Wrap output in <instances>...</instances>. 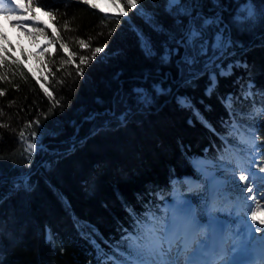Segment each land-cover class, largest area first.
Masks as SVG:
<instances>
[{"label":"trees","instance_id":"trees-1","mask_svg":"<svg viewBox=\"0 0 264 264\" xmlns=\"http://www.w3.org/2000/svg\"><path fill=\"white\" fill-rule=\"evenodd\" d=\"M253 1L264 5V0ZM119 2L117 12L106 13L84 0H33L32 10L51 14L56 43L64 52L59 49L43 58L45 78L21 59L0 63V264H103L105 257L98 259L92 241L103 253L114 255L113 249L124 246L136 217L159 214L158 195L170 192L173 178L190 175L205 185L191 156L206 151L213 157L214 148L224 146L215 133L235 116L236 106H262L264 27L241 33L232 29L237 44L217 61L232 70L220 75V68L213 69L216 86L206 95L212 83L209 73L181 79L176 66H161L158 59L144 55L133 26L151 37L158 53L168 38ZM148 2L147 10L171 29L165 0ZM221 2L227 8L224 21L230 23L237 2ZM122 7L127 16L120 14ZM210 7V0H204L206 15L214 14ZM96 47L103 48L98 57L81 65L80 58H91ZM237 62L244 65L235 66ZM77 67L83 68V75L77 74ZM162 80L170 93L156 96L150 106L137 104L133 88L150 89ZM250 81L254 84L247 96L245 84ZM177 97H186L191 107H182ZM53 101H58L55 107ZM129 110L124 124L111 118L112 113ZM90 115L96 119H88ZM37 120L38 125L25 127ZM250 123L264 147V115ZM21 131L28 134L26 141ZM26 142L36 144L31 154L25 151ZM22 174L27 188L19 179Z\"/></svg>","mask_w":264,"mask_h":264},{"label":"snow or ice","instance_id":"snow-or-ice-1","mask_svg":"<svg viewBox=\"0 0 264 264\" xmlns=\"http://www.w3.org/2000/svg\"><path fill=\"white\" fill-rule=\"evenodd\" d=\"M13 2L14 0H0V14L26 15L32 10L33 0H26L24 3L16 0L15 7H12ZM236 2L238 7L230 14V23H225L222 13L227 11V8L221 0H210L211 7L208 11L213 12V15L205 14L204 0H165L164 11L173 19V27L169 29L156 20L155 13L145 7H138L139 0H123L124 6L136 10V15L143 18L153 31L168 38L162 45L163 52L158 53L151 37L133 26L144 55L149 59H158L161 66H176L181 79L185 76L196 79L209 73L212 83L206 95H211L216 86V74L213 69L220 68V75H228L231 72V65L228 66V72H225L217 61L230 55V49L237 44L232 29L235 28L241 33L253 31L258 26L264 27V5L257 8L253 0H246L244 4H240L239 0ZM120 14L127 16L124 7L120 9ZM29 19L35 27L37 22L34 14ZM116 19L119 23V18ZM16 25L25 28L22 20L13 21V26ZM79 43L82 47L87 46L83 40ZM102 50V47H96L91 58H80V64L84 65L90 59H94ZM77 74L83 75V68L77 67ZM168 78V74H165L164 79ZM147 79L148 77H145V80ZM191 79L188 80L189 83ZM251 87L249 85V88ZM44 91L50 98L52 97L47 89ZM132 92L135 94L137 104L150 106L156 96L168 94L171 89L163 87L162 80L152 83L150 89L136 87ZM2 94L0 92V95ZM247 96H251L250 91ZM177 101L182 107H191L186 97H177ZM56 104L58 101H53V107ZM261 104L260 108L254 109L255 115H264V100ZM228 106L231 107V104ZM129 115L130 110L119 115L112 113L111 118L124 124ZM197 115L199 116V113ZM88 119L95 120L96 116L90 115ZM200 119L206 127L211 128L203 117ZM109 122H106V126ZM31 123L38 125L39 121L30 122L25 127H30ZM233 134L238 136L239 143L245 146L248 154L241 156L233 152L228 163L231 165L234 162V167L229 168L223 164L219 166L228 173L227 177L222 178L217 174L215 171L217 165L212 161L193 160L194 167L206 181L205 196L210 201L206 205L208 214L206 223H202L201 215L197 213L192 202L179 196L175 202L166 204L161 214L149 212L142 219L136 217V213L129 209L136 217V223L132 232L124 237V246L113 249L115 254L112 255L103 253L100 246L92 241L97 248L98 259L100 255H104L103 264H264V237L256 235L264 231V218H258V213H264V203L261 202L264 195L258 198L253 191L254 187L264 188V154L257 149V141L260 138L254 130L242 131L239 125L234 124ZM27 135L24 131L20 133L21 139L25 141ZM36 136L35 131L31 132L33 139ZM40 147L43 150L42 143ZM35 150L34 142H26L25 151L31 154ZM19 179L27 188L25 175L22 174ZM186 182L190 191L202 190L199 183L192 180ZM229 186L234 190L239 189V194L234 200L228 199L225 192ZM16 187L19 188L20 184L17 183ZM221 197L228 200L227 208L220 207ZM218 208L221 211L228 210L230 215H234L235 228L226 227L225 222L214 215Z\"/></svg>","mask_w":264,"mask_h":264},{"label":"rangeland","instance_id":"rangeland-1","mask_svg":"<svg viewBox=\"0 0 264 264\" xmlns=\"http://www.w3.org/2000/svg\"><path fill=\"white\" fill-rule=\"evenodd\" d=\"M14 1L16 2V0ZM84 1L87 2L88 4L95 5L97 8H99L100 10L106 13L108 12L115 13L118 11V8L120 6L119 0H84ZM19 2L24 3L26 2V0H19ZM244 3L246 2H242L240 4H244ZM253 4H255L257 8L261 6L256 1H253ZM139 6L150 8V4L148 0H139ZM237 7H238V4H235L233 6L231 14L235 12ZM37 11H42V10L35 9V10L29 11L26 15H21V14L16 15L19 19L27 18V20H25L24 22V25H25V28L28 30V33H31V35H29L30 38L27 37L26 35L24 36L20 33L15 32L13 28L12 31H14L15 33L16 40L12 41L8 38L7 32L4 29H2V27H0V63L5 58L21 59L24 62V64L27 66V68L33 70L35 73L45 78L46 74L43 68V58L45 56H50L56 53L59 49H61V45L56 43L57 37H56L55 29H54V24L52 22L53 21L52 16L42 11L44 14L48 16V19H42L38 16ZM33 14H34L35 21L37 22V25L35 27L32 26L33 22L32 20L29 19V17H32ZM230 20H231V17H230ZM41 43L42 44L44 43V45L42 47L40 46L38 47L37 45ZM61 52H64V50L61 49ZM98 54H96L97 57H98ZM236 65H244V63L237 62L235 66ZM224 71L228 72V67ZM249 85L252 86V83L247 82L245 84V88L248 89ZM248 91L249 90H247L246 94L249 93ZM229 98H231V96L227 95L226 102L228 104L229 103L231 104V100H229ZM256 108H260V107L257 105H254L249 110V109H244L242 107L236 106L234 108L235 116L229 118V120L225 124V129L222 131V133H217V135H219V138H221L224 141L223 142L224 146L222 148L221 147L214 148L213 157L208 156V155H205L206 157L205 156L202 157L203 159L210 160L214 164L217 165V168L215 169V171L222 178L227 177L228 173L225 172L219 166L223 164L226 167H229L228 165L230 164L228 163V160L233 152L239 153L241 156H247L248 154L247 151L245 150V146L239 143L238 136L233 134V125L234 124L239 125L242 131L252 130L250 121L253 120L256 116H258V115H255L254 113V109ZM257 149L260 153L264 154V147L259 140L257 141ZM222 157L223 159H221ZM231 165H234V162ZM188 180L190 179L184 180L186 189H181L177 185L176 183L177 181L176 180L173 181L174 185L176 186H174L173 191L170 194H168L166 198L163 199V207L162 209H160L159 214L162 213V210L166 204H171L175 202L177 196H179L182 199L190 200L194 204L197 213L201 215L202 223H206L207 215H208L206 205L210 203V201H208L205 196L206 190L202 187V185L199 182L191 179L193 182L199 183L201 185L202 190L201 191H190L188 184L186 182ZM253 191L258 197L260 193H264V188L254 187ZM225 192H227L229 196L233 194L234 198L233 199L231 197L230 198L234 200L235 196L239 194V189L237 188L234 190L232 189L231 186H229L227 189H225ZM227 204H228V200L225 199L224 197H221L220 207L227 208ZM232 212L234 213V209L232 210ZM214 215L219 216L222 219H224V222L226 223L227 227L231 226L232 228H235L236 226L235 217L234 215H230L228 210L221 211L218 208V210L214 212ZM263 217H264V213H258V218H263ZM256 235L264 237V231L258 232L256 233ZM47 239H49L48 233H47Z\"/></svg>","mask_w":264,"mask_h":264},{"label":"bare ground","instance_id":"bare-ground-1","mask_svg":"<svg viewBox=\"0 0 264 264\" xmlns=\"http://www.w3.org/2000/svg\"><path fill=\"white\" fill-rule=\"evenodd\" d=\"M12 7H15V1L13 2ZM37 14L42 19H48V16L46 14H44L42 11H37ZM17 20H22L23 22H25V20H27V18L19 19L16 15H2V14H0V27H2V29H4L7 32L8 38L12 41L16 40V36H15L14 31L17 33H20L24 36L26 35L27 37L30 38V36H29L30 34L28 33V30L26 28H21L19 25L13 26V21H17ZM13 28H14V31H12ZM43 45H44V43L43 44L41 43L37 46L42 47ZM194 159L204 160L202 157H195ZM192 163H193V161H192ZM228 166H229V168L234 167V165H231V166L228 165ZM262 194H264V193H260V195H258V198L261 197ZM262 201H264V200H262ZM262 203H264V202H262ZM193 206H194V204H193ZM217 217L220 220L224 221V219H222L221 217H219V216H217ZM225 226L227 227L226 223H225Z\"/></svg>","mask_w":264,"mask_h":264},{"label":"clouds","instance_id":"clouds-1","mask_svg":"<svg viewBox=\"0 0 264 264\" xmlns=\"http://www.w3.org/2000/svg\"><path fill=\"white\" fill-rule=\"evenodd\" d=\"M218 210V209H217Z\"/></svg>","mask_w":264,"mask_h":264}]
</instances>
